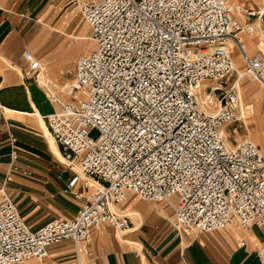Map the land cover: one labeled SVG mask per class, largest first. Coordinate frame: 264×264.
Returning a JSON list of instances; mask_svg holds the SVG:
<instances>
[{
    "label": "built area",
    "instance_id": "built-area-1",
    "mask_svg": "<svg viewBox=\"0 0 264 264\" xmlns=\"http://www.w3.org/2000/svg\"><path fill=\"white\" fill-rule=\"evenodd\" d=\"M70 2L93 47L57 90L69 99L40 80L29 51L24 75L59 105L46 116L49 134L73 171L68 185L88 192L72 218L31 229L1 186L0 264L43 259L66 240L78 258L92 229L129 228L130 215L118 209L129 192L149 202L176 197L177 229L264 226V154L247 135L229 144L230 129L254 107L243 104L239 80L264 87V14L229 0ZM252 36L261 41L256 53L247 50Z\"/></svg>",
    "mask_w": 264,
    "mask_h": 264
},
{
    "label": "crops",
    "instance_id": "crops-1",
    "mask_svg": "<svg viewBox=\"0 0 264 264\" xmlns=\"http://www.w3.org/2000/svg\"><path fill=\"white\" fill-rule=\"evenodd\" d=\"M82 20L70 0H0V187L31 229L72 218L83 204L79 196L88 191L80 183L68 185L73 171L46 122L59 105L38 78L24 75L29 62L23 53L40 61V80L58 90L88 50ZM175 202L176 197L170 203L144 201L129 192L118 206L130 215L129 228L92 229L80 242L78 258L66 240L50 245L45 258L19 264H264V226L243 229L234 222L210 232L177 229Z\"/></svg>",
    "mask_w": 264,
    "mask_h": 264
},
{
    "label": "rangeland",
    "instance_id": "rangeland-1",
    "mask_svg": "<svg viewBox=\"0 0 264 264\" xmlns=\"http://www.w3.org/2000/svg\"><path fill=\"white\" fill-rule=\"evenodd\" d=\"M234 1H237L239 3H244L245 5L249 7H255V8L264 7V0H229V2L231 3H233ZM83 23L85 25L84 35L87 36V38H85V41L88 47V50L84 53H87L92 49L93 42L91 39H88V36H89L88 26L86 25L84 21ZM245 39L248 40V38H245ZM255 39L257 42L255 43L254 48L249 47L248 41L246 42L248 51L253 50L252 52H249V53H256L258 46L261 44L260 38L258 36L257 37L255 36ZM239 70L240 71L245 70V65L242 63V61H241V64L239 63ZM233 79L234 77H232L231 80ZM246 86H251L253 90L257 91L258 95L260 96V99L263 100V105L262 104L259 105L258 102L249 93L246 92L245 90ZM56 88L58 89V87ZM239 90H240L241 99H242L243 104L253 103L254 107H253V110L249 114H247L240 123H238V125L233 127L234 130L230 129L229 144H233L236 140H239L241 137L247 135L255 144L258 145L261 152L264 154L263 147H262V143L264 142V87L260 85L257 81H255L252 77L245 75L241 78L239 82ZM53 92L57 93L60 98H61V95H64L62 93H59L57 90ZM89 135L93 138L97 137L98 130L97 129L91 130L89 132Z\"/></svg>",
    "mask_w": 264,
    "mask_h": 264
},
{
    "label": "bare ground",
    "instance_id": "bare-ground-1",
    "mask_svg": "<svg viewBox=\"0 0 264 264\" xmlns=\"http://www.w3.org/2000/svg\"><path fill=\"white\" fill-rule=\"evenodd\" d=\"M235 2V3H234ZM233 4L235 5H239L241 3L237 2V1H234ZM255 8V7H254ZM255 9H258L261 13L264 14V7H260V8H255ZM248 38H251V39H248V46L249 47H255V43L257 42L256 39H255V36H252V37H248ZM247 45V44H246ZM252 49V48H251ZM247 50H248V47H247ZM242 73V71H240ZM241 80V79H240ZM239 80V82H240ZM245 90L247 93H249L257 102L259 105H263V100L260 99V96L258 95L257 91L253 90V88L251 86H246L245 87ZM256 92V93H255ZM246 94V93H245ZM262 147H263V152H264V142L262 143Z\"/></svg>",
    "mask_w": 264,
    "mask_h": 264
}]
</instances>
